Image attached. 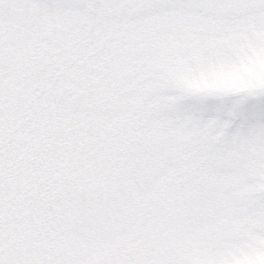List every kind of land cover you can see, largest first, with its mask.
<instances>
[{"label": "snow or ice", "instance_id": "1", "mask_svg": "<svg viewBox=\"0 0 264 264\" xmlns=\"http://www.w3.org/2000/svg\"><path fill=\"white\" fill-rule=\"evenodd\" d=\"M0 264H264V0H0Z\"/></svg>", "mask_w": 264, "mask_h": 264}]
</instances>
